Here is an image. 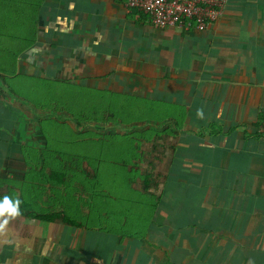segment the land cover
Returning <instances> with one entry per match:
<instances>
[{
    "label": "crops",
    "instance_id": "1",
    "mask_svg": "<svg viewBox=\"0 0 264 264\" xmlns=\"http://www.w3.org/2000/svg\"><path fill=\"white\" fill-rule=\"evenodd\" d=\"M54 108L108 148L51 164ZM263 118L264 0L201 31L123 0H0V199L21 201L0 264H264ZM55 213L76 224L33 216Z\"/></svg>",
    "mask_w": 264,
    "mask_h": 264
},
{
    "label": "built area",
    "instance_id": "2",
    "mask_svg": "<svg viewBox=\"0 0 264 264\" xmlns=\"http://www.w3.org/2000/svg\"><path fill=\"white\" fill-rule=\"evenodd\" d=\"M225 2L226 0H123V7L142 13L157 28L175 27L184 31H201L221 16ZM257 132L264 137V118Z\"/></svg>",
    "mask_w": 264,
    "mask_h": 264
},
{
    "label": "rangeland",
    "instance_id": "3",
    "mask_svg": "<svg viewBox=\"0 0 264 264\" xmlns=\"http://www.w3.org/2000/svg\"><path fill=\"white\" fill-rule=\"evenodd\" d=\"M58 111L59 109L57 108L51 110V122L49 124V127L48 124H44V126L46 127L45 133L48 134L47 130H49L50 133L49 141L46 142L47 146L45 145V147L46 149L50 150L49 158L51 164L55 162H60L62 164L68 165H74L75 163H89L90 153L92 150H94V148H108L109 142L107 141V138H100L98 141H96L94 138H92L93 136H91V133L87 132L88 130L84 128V126H87V122L81 125L79 123H76L73 119L68 120L66 117L64 118V120L66 119V122L63 120L61 124L53 120V118L58 116ZM79 112H83V109L79 110ZM66 115L73 117L72 113L66 112ZM106 130L107 129L104 128V136L106 134ZM59 152L63 153L62 155H60V161ZM80 152L86 156L83 157L84 159H76L77 157L82 158L78 155L80 154ZM40 158H42V156H40ZM74 175L75 172H69L67 179L73 180Z\"/></svg>",
    "mask_w": 264,
    "mask_h": 264
},
{
    "label": "trees",
    "instance_id": "4",
    "mask_svg": "<svg viewBox=\"0 0 264 264\" xmlns=\"http://www.w3.org/2000/svg\"><path fill=\"white\" fill-rule=\"evenodd\" d=\"M135 12L138 15L145 17V15H143L142 13H139L137 11H135ZM1 80L3 81L4 84H6L7 86L11 87L10 82L7 80V78L5 76H2ZM11 90H12V92H14L16 94L22 95L23 98H25L26 100H29V101L32 100V97L29 94L27 95V93H20L14 87H11ZM51 96L55 100L56 95L53 94ZM61 97H62L63 102L65 104L66 112L67 113H72L73 117L77 116V115L79 116L81 114L88 116L90 114V112H91L90 103L87 102L86 100H84L85 98H83V100H82V99H80V97L78 98L76 93H74L73 91H69V90L64 92V94ZM57 98H58V95H57ZM58 101H57V103H58ZM81 109H83V112H79V110H81ZM90 157H89V159H90ZM50 179H54L52 174L50 176ZM60 215H61V218H62L63 221H65V222H67L69 224H76L75 221H73V220L69 219L68 217H66L65 215H62V214H59V213H55V214H52V215L33 214L34 217L41 218V219L44 218V219H48V220H52V219H54V218H56V217H58Z\"/></svg>",
    "mask_w": 264,
    "mask_h": 264
},
{
    "label": "clouds",
    "instance_id": "5",
    "mask_svg": "<svg viewBox=\"0 0 264 264\" xmlns=\"http://www.w3.org/2000/svg\"><path fill=\"white\" fill-rule=\"evenodd\" d=\"M20 203L19 199L14 200L7 195L0 199V234L5 232L10 219L20 215Z\"/></svg>",
    "mask_w": 264,
    "mask_h": 264
}]
</instances>
